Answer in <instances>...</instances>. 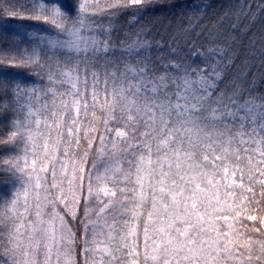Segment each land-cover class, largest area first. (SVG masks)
<instances>
[{
  "label": "snow or ice",
  "instance_id": "6c2138e0",
  "mask_svg": "<svg viewBox=\"0 0 264 264\" xmlns=\"http://www.w3.org/2000/svg\"><path fill=\"white\" fill-rule=\"evenodd\" d=\"M0 264H264V0H0Z\"/></svg>",
  "mask_w": 264,
  "mask_h": 264
},
{
  "label": "trees",
  "instance_id": "16d2710c",
  "mask_svg": "<svg viewBox=\"0 0 264 264\" xmlns=\"http://www.w3.org/2000/svg\"><path fill=\"white\" fill-rule=\"evenodd\" d=\"M31 23L30 21H13L14 25H19V24H29Z\"/></svg>",
  "mask_w": 264,
  "mask_h": 264
},
{
  "label": "rangeland",
  "instance_id": "374dc122",
  "mask_svg": "<svg viewBox=\"0 0 264 264\" xmlns=\"http://www.w3.org/2000/svg\"><path fill=\"white\" fill-rule=\"evenodd\" d=\"M248 223H251V222H248Z\"/></svg>",
  "mask_w": 264,
  "mask_h": 264
}]
</instances>
